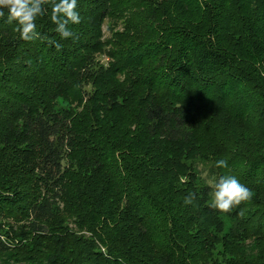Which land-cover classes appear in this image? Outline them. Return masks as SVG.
Wrapping results in <instances>:
<instances>
[{
  "label": "trees",
  "instance_id": "obj_1",
  "mask_svg": "<svg viewBox=\"0 0 264 264\" xmlns=\"http://www.w3.org/2000/svg\"><path fill=\"white\" fill-rule=\"evenodd\" d=\"M77 11L78 40L37 19L60 51L0 19V264H264V154L241 149L264 126V0ZM223 175L254 193L229 214L209 207Z\"/></svg>",
  "mask_w": 264,
  "mask_h": 264
},
{
  "label": "clouds",
  "instance_id": "obj_2",
  "mask_svg": "<svg viewBox=\"0 0 264 264\" xmlns=\"http://www.w3.org/2000/svg\"><path fill=\"white\" fill-rule=\"evenodd\" d=\"M50 6V9H49ZM78 0H0V19L5 18L10 25L15 24V31L19 38L26 42L47 41L57 51L62 49L61 43L51 40L37 30L38 17L45 16L50 10L51 22L55 25V32L61 40H78L77 33L69 25L80 23V14L77 11ZM217 168H226V160H218ZM208 186L211 189L209 207L222 214H229L241 204L252 200L254 193L240 180L232 175L213 177ZM195 199V193H190L184 198V204L190 205ZM243 215V210L240 213Z\"/></svg>",
  "mask_w": 264,
  "mask_h": 264
},
{
  "label": "rangeland",
  "instance_id": "obj_3",
  "mask_svg": "<svg viewBox=\"0 0 264 264\" xmlns=\"http://www.w3.org/2000/svg\"><path fill=\"white\" fill-rule=\"evenodd\" d=\"M211 2V0H210ZM130 13L129 10L125 12L126 16ZM122 19L119 20L118 24L109 22L108 20L105 21L103 25V41L105 42L106 45V52L103 53L102 50L97 51L96 53V62L100 64L101 66L108 68L113 60V56L111 55V52H116V40L117 37L114 36V32H122L123 30V23L120 22ZM91 87V86H89ZM59 107H68V109L73 110V111H79L83 109V106H77V103H70L69 101L65 100L64 98H59L56 103ZM238 133L235 131V134ZM233 141H234V136L231 135ZM260 144H263V148H260ZM246 146H242L241 149H245V155H248L250 157H253L255 155L259 154H264V126L259 127L256 129L255 134L250 140L245 143ZM240 153V152H239ZM207 166H205V162H197L196 163V168L197 171L199 170L200 174L206 169ZM204 176V174H203ZM75 227V225H71ZM19 253V252H18ZM13 258V257H11ZM19 264H25V259L24 262H19Z\"/></svg>",
  "mask_w": 264,
  "mask_h": 264
}]
</instances>
